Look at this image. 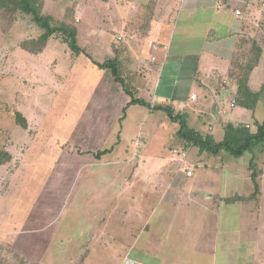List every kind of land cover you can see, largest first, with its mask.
<instances>
[{
  "label": "crops",
  "instance_id": "0c3cea01",
  "mask_svg": "<svg viewBox=\"0 0 264 264\" xmlns=\"http://www.w3.org/2000/svg\"><path fill=\"white\" fill-rule=\"evenodd\" d=\"M43 4V10L52 4L56 8L60 0H44ZM80 4L76 13L78 21L80 17L85 21L91 14L94 16V28L87 34L85 28H78L77 25V44L80 35H83L91 41L95 40L96 47L103 50L101 54L92 56L85 47L78 44L86 54L71 57L69 53L72 60L83 57L80 64L84 75L80 72L78 86L79 92L84 91V94L83 98H79L82 100L79 109L81 112L85 109L93 111L94 119L85 126L90 128L89 133L86 132L88 137L91 133L95 136L90 140L83 137L71 138L70 141L65 139V146L76 142L75 157L87 160L83 168L80 164L85 161L78 162L82 170L76 168L73 174L83 179L86 173H93L90 168L106 165L110 167L111 175H114L110 176L112 180L109 178L108 188L114 191L118 187L122 190L124 186L135 190V184L145 179L146 187L150 188V196L156 194L162 203L170 204L172 208L177 204L179 196L189 200V204L192 201L201 207L208 205L205 208L208 213L204 212L202 217L209 226L212 238L209 234L207 245L201 247L207 249L209 242H214L213 249L218 247L225 257L223 261L220 260L221 264H264V142L260 148L251 151L243 177H237L235 167L229 161L235 157L227 153L226 156L223 151L215 155L200 151L195 146L178 144L175 135L178 123L171 122L165 112L155 109L157 106L170 107L175 114L185 116L190 128L201 135H211L215 141L222 139L226 123L244 124L254 132L256 124L264 120V0H81ZM45 14L56 19L53 13ZM60 44L52 39L38 55L45 54L49 46L56 48ZM251 46H256L259 53L248 74L247 83L252 91L260 92V96L254 109L249 110L235 101V95L238 64L245 61ZM44 57V61L49 63L51 58L47 55ZM109 58L119 61L120 74L125 84L135 98L145 100L148 105H127L130 97L123 91L121 83L115 81L108 69L92 63H102ZM25 59L20 63L29 73L31 64L28 65ZM53 60L56 61L55 58ZM72 68L77 76L76 68ZM52 78H57L60 82L58 85H63L58 71L52 73ZM88 89L89 100L93 99L92 109L87 105L88 94L86 96L85 92ZM126 122L130 128L127 132ZM163 124L166 135L172 140L170 149L167 156H153L146 148L149 139ZM0 134L3 137V133ZM28 139L31 145L29 153L21 155L23 159L13 153L10 145L4 148L11 155L10 161L0 165V264L28 263L21 262V258L37 264H88L93 241L107 245V242L103 243L97 238L95 229L90 231L91 223L96 222L93 213L90 221L77 217L70 234L69 227L55 218L38 226L31 224V208L26 215L19 216V195L16 197L15 194V189L20 186L18 174L22 167L29 164V158L35 156L32 154L34 139ZM131 145L134 149H131ZM52 149L47 151L52 162L55 157V162L69 157L68 147H61L60 151L54 152L56 154L52 153ZM100 154H113L114 159L103 161ZM209 155L214 159L208 158ZM251 158L257 171L258 190L255 196V186L248 166ZM17 161L19 164L16 167ZM148 161L157 165L153 168L150 166V170L147 168L149 176L145 175L138 181V177L145 171L142 169L145 165L149 166ZM65 167L61 170L68 169L67 164ZM195 169L204 176L198 179L205 182L206 172L218 175L219 185L216 187H197L201 189L197 191L204 200L203 204L195 199L194 192L197 191H193L198 184L193 179ZM128 173L131 176L134 173L130 185L126 180ZM115 175L121 179L118 181ZM48 176L51 177V174L48 173ZM149 177L151 182L148 181ZM49 181L50 178H46L44 185ZM213 182L217 183L216 178ZM240 185L238 188H241V193H226L230 186ZM11 191L13 194L9 196ZM172 195L177 198L176 203L171 199ZM227 203H235L237 207L245 209L242 211L244 214L253 216V229L245 233L243 227L237 225L230 237L227 227L220 232L219 220L211 214L217 207ZM251 203L254 209L246 210ZM152 216L148 223L154 221ZM148 227L149 224L144 223L142 230L147 233ZM37 239H40L38 243ZM129 257L141 264L161 262L136 249L129 253Z\"/></svg>",
  "mask_w": 264,
  "mask_h": 264
},
{
  "label": "rangeland",
  "instance_id": "374dc122",
  "mask_svg": "<svg viewBox=\"0 0 264 264\" xmlns=\"http://www.w3.org/2000/svg\"><path fill=\"white\" fill-rule=\"evenodd\" d=\"M80 3L81 0H60V5L56 8L52 4L43 10L44 6H42L41 12L43 14L53 13L52 16L56 17V19L53 18V23L56 24L66 15L65 11L71 8L70 23L75 28L77 25L78 28H85V32L88 34L94 28V16L88 15L85 21H82L80 17L78 21L76 13L81 7ZM16 4L17 0H0V132L3 133V137L0 134V150L11 145L13 153L20 157L22 154L29 153L31 144L28 137H30V141L34 139L32 154L34 153L35 156L30 157L29 164L20 169L18 174L20 186L15 189L16 197L19 195V216L23 217L31 208V224L38 226L55 218L62 225L69 227L68 233L70 234L77 217H83L90 221L89 218L93 213L97 223H91L90 231L95 229L97 238L103 243L107 242V245L93 241L88 264H133L134 262L141 264L130 257L127 258L134 249L142 251L150 257H155L161 261L160 264H221L220 260L223 261L225 257L221 255L217 246V249H213L214 242H209V248H202L207 245L209 238H212L209 226L205 218L202 217L204 212L208 213L205 210L208 205L201 207L197 202L192 201L189 204V200L180 196L177 202L175 195H172L171 199L174 200V203L177 202L172 208L170 204L162 203L156 194L152 193L150 196V188L146 187L145 179L141 183L135 184V190L124 186L122 190L118 187V190L114 191L108 188L109 178L112 180L110 176L114 175H111L110 167H106V165L101 168L97 166L90 168L93 173H86L83 179L77 174H73L77 170H82L79 169L80 165H82L81 168L85 167L87 160L83 157H75L77 154L76 142H70L68 146H65L66 140L70 141L71 138L77 137L90 140L95 137L92 133L88 137L86 132L89 133L90 128L85 126L87 122L94 119L93 111L85 109L81 112L79 109L82 104V100L79 98H83L84 94V91L79 92L78 86L80 72L84 75L80 64L83 57H79V59L76 57L77 60L70 59L69 50L65 44H60L56 48L49 46L43 55L31 54L23 50L19 44L23 40L35 37L40 31L36 30L30 22L29 16L22 14L17 9ZM260 4L262 5V1ZM63 8H65L64 11ZM73 10L75 11L74 17ZM95 21H97V17ZM262 25H264V21ZM78 44L85 47L92 56L101 54L103 50L96 47L95 40L91 41L83 35H80ZM45 55L51 60L55 58L56 61L45 62ZM24 58L28 65L31 64L29 73L20 63ZM51 64L53 68L50 67ZM72 67L76 68L77 76H75ZM56 71L62 77V86L58 85L60 82L57 78H52V73ZM89 89L86 90L85 95L88 94L87 105L89 104L88 108L92 109L93 99L89 100ZM15 111L25 117L27 129L24 130L17 124L14 119ZM165 122L170 123L167 118H165ZM125 124L127 132V129L129 131L130 128L127 127V122ZM166 134L165 125H160L154 136L149 139L146 151L151 152L153 156L154 154L167 156L172 140ZM52 147V153H57L61 147H68L70 154L66 158L67 160L60 158L55 162V157L52 162V157L47 155V151L50 152ZM131 149H134L132 145ZM223 153L228 156L225 152ZM253 153L255 154V152ZM250 154L251 151H247L239 159L230 157L229 161L233 163L235 172L238 174L237 177H243L245 164L248 162ZM208 158L213 157L209 155ZM101 159L111 161L114 157L113 154L102 155ZM83 161L85 162L78 166ZM19 162L21 163V159ZM18 164L17 161L15 166L17 167ZM66 164L68 169L61 170L66 168ZM148 165L142 169L145 171L138 177V181L145 175L149 176L147 168L150 170V166L153 168L157 164L148 161ZM228 167L230 166L228 165ZM213 172L217 173V171ZM48 173L51 174V177L48 176ZM134 173L132 176L127 174L126 180L129 181V185L133 180ZM206 174L207 182L199 180L198 178L204 176L198 169H195L193 179L198 184L194 187L196 190L193 191H201L200 188L208 185L211 188L219 185L218 175L209 172ZM115 176L118 181L121 179L118 175ZM46 178H50V181L45 186ZM215 178L217 183L213 182ZM148 181L151 182L150 177ZM199 185L200 188H197ZM230 187L227 194L241 193V188H238L241 185ZM198 191L194 192L195 199L203 204L204 200L201 199ZM242 193H244L243 190ZM12 194L13 191L8 195ZM4 205L7 204L4 203ZM247 208L254 209L252 203L247 205L246 210ZM243 210H245L243 207H237L235 203H227L225 206L217 207L211 215L216 216L219 220L218 230L221 232L227 227L230 237V233L235 230L237 225L242 226L244 232L253 229L255 225L253 216L248 213L244 214ZM148 214L149 216L145 218ZM151 215H153L154 221L148 223ZM144 223L149 224L147 233L142 230ZM200 240L202 241L199 242ZM39 241L40 239H37L36 243ZM21 259L23 263L37 264V262L25 258ZM222 264L224 263L222 262Z\"/></svg>",
  "mask_w": 264,
  "mask_h": 264
},
{
  "label": "trees",
  "instance_id": "16d2710c",
  "mask_svg": "<svg viewBox=\"0 0 264 264\" xmlns=\"http://www.w3.org/2000/svg\"><path fill=\"white\" fill-rule=\"evenodd\" d=\"M43 3L44 0H17V9L22 14L29 16L30 22L35 26L36 30L40 31L35 37L23 40L19 46L31 54H37L43 51L50 40L55 39L66 45L71 57L86 54L77 44L76 28L70 23L69 15L72 9L66 10V15L63 16L58 23L54 24V20L50 15L41 12ZM66 16L67 18H65ZM258 53L259 49L256 46H251L245 61L238 64L239 73L236 75L237 91L235 101L240 106L249 110L254 109L257 99L260 96V92L252 91L247 83L248 74L257 61ZM92 63L99 68L108 69L115 81L121 83L123 91L130 97L127 105H148L145 100L135 98L132 90L124 83L120 74V64L116 58H109L102 63L94 61H92ZM262 92H264L263 89ZM155 109L162 110L171 122L178 123L179 128L175 133L178 144L195 146L198 147L200 151L215 155L223 151L232 157L238 158L246 151L260 148L264 142V120L256 124L254 132L244 124L234 125L232 123H226L224 125L222 139L220 141H215L211 135H201L198 131L190 128L187 125L185 116L183 114H175L170 107L157 106ZM14 114V119L17 124L22 128H26L27 123L24 117L17 111H15ZM10 158L11 155L6 150H0V165L10 161ZM248 166L251 169V180L255 186L253 194V196H255L258 188L256 183L257 171L253 158L249 160Z\"/></svg>",
  "mask_w": 264,
  "mask_h": 264
},
{
  "label": "built area",
  "instance_id": "2783aa9c",
  "mask_svg": "<svg viewBox=\"0 0 264 264\" xmlns=\"http://www.w3.org/2000/svg\"><path fill=\"white\" fill-rule=\"evenodd\" d=\"M247 127V126H246ZM189 174L191 173L190 171L188 172ZM129 262L131 263V260H129ZM133 264H136V262H134Z\"/></svg>",
  "mask_w": 264,
  "mask_h": 264
}]
</instances>
